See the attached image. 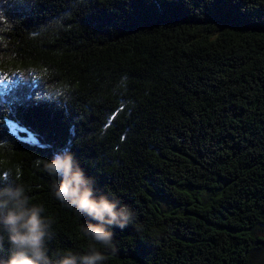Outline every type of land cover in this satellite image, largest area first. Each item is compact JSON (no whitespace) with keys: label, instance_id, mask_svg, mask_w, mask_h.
<instances>
[{"label":"trees","instance_id":"obj_1","mask_svg":"<svg viewBox=\"0 0 264 264\" xmlns=\"http://www.w3.org/2000/svg\"><path fill=\"white\" fill-rule=\"evenodd\" d=\"M1 78L0 162L53 219V264L88 244L35 167L65 147L135 212L104 264L264 251V0H0Z\"/></svg>","mask_w":264,"mask_h":264},{"label":"clouds","instance_id":"obj_2","mask_svg":"<svg viewBox=\"0 0 264 264\" xmlns=\"http://www.w3.org/2000/svg\"><path fill=\"white\" fill-rule=\"evenodd\" d=\"M58 177L52 183L55 198L66 208L89 218L80 225L88 240L81 253H58L55 264H104V250L113 245V228L123 230L135 218L134 210L117 198L97 192L96 181L80 166L70 147L53 152L51 159L38 158L35 167ZM19 165L6 166L0 162V249L7 242L8 255L0 257V264H53L47 240L54 223L45 216L42 204L33 203L25 185Z\"/></svg>","mask_w":264,"mask_h":264},{"label":"rangeland","instance_id":"obj_3","mask_svg":"<svg viewBox=\"0 0 264 264\" xmlns=\"http://www.w3.org/2000/svg\"><path fill=\"white\" fill-rule=\"evenodd\" d=\"M15 129L17 128L16 126L14 127ZM21 134L24 136L23 140L26 142H29L30 144H37V140L36 138L31 134V133H25L24 130L19 129ZM17 131V130H16ZM258 235H261L264 237V228L260 229V231H257ZM253 262L254 264H260L262 262H264V251H258L254 254L253 256Z\"/></svg>","mask_w":264,"mask_h":264}]
</instances>
